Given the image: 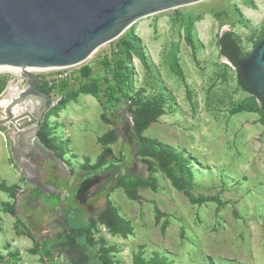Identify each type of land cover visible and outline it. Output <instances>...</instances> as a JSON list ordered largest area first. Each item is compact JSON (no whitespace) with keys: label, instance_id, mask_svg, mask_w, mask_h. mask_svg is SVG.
<instances>
[{"label":"rangeland","instance_id":"obj_1","mask_svg":"<svg viewBox=\"0 0 264 264\" xmlns=\"http://www.w3.org/2000/svg\"><path fill=\"white\" fill-rule=\"evenodd\" d=\"M223 28L250 53L264 30V0H208L153 15L83 64L64 69L63 81H46L55 73H35L50 97L41 129L45 124L44 134L63 150V159L40 143L41 130L30 151L18 153L5 109L27 81L0 72V146L7 147L22 183L16 185V171L0 157V183L19 187L15 200L0 190V203L14 202L17 212L12 221L0 206V264H102L100 249L112 264H264V127L258 115L231 113L251 95L221 60L217 41ZM132 34L141 40L147 69L136 57L127 61ZM175 59L184 81L174 72ZM88 86L97 94L82 93ZM140 90L146 100L161 94L166 99L164 115L143 136L189 158L188 193L212 201L192 203L138 156L128 98ZM41 106L31 97L15 115L29 111L37 117ZM109 132L117 136L112 156L96 168L103 150L98 141ZM121 175L153 178L156 188L139 189V200L131 201L115 186ZM84 182L90 185L82 200ZM28 196L19 207L18 200ZM107 203L130 233L115 235L94 222ZM14 233L31 243L13 249ZM45 243L52 245L50 257L41 249Z\"/></svg>","mask_w":264,"mask_h":264},{"label":"water","instance_id":"obj_2","mask_svg":"<svg viewBox=\"0 0 264 264\" xmlns=\"http://www.w3.org/2000/svg\"><path fill=\"white\" fill-rule=\"evenodd\" d=\"M204 1L208 0H0V67L21 70L20 78L27 81L26 89L5 109L4 121L16 129L18 153L33 147L50 99L38 89L39 76L28 70L79 66L137 22ZM224 32L229 30L223 28L221 35ZM221 60L230 65L226 58ZM238 68L242 83L264 101V38L238 61ZM31 97L43 103L39 117L29 111L15 115L16 107Z\"/></svg>","mask_w":264,"mask_h":264},{"label":"trees","instance_id":"obj_3","mask_svg":"<svg viewBox=\"0 0 264 264\" xmlns=\"http://www.w3.org/2000/svg\"><path fill=\"white\" fill-rule=\"evenodd\" d=\"M263 38L264 30L260 32L259 39L255 42V46ZM187 41L190 46H193L190 37L187 38ZM217 44L220 56L226 58L230 65L235 68L239 87L244 92H247L251 95L248 100L237 104L231 113L233 115L240 113L258 115L260 117V124L264 127V101L254 92L248 90L242 83L239 76L238 61L247 54L245 48L242 45L241 39L237 37L233 32H224L222 35H218ZM125 50L127 53L128 62H130L133 57H136L142 63L144 68L147 69L149 67L147 57L145 56L143 48L141 46V40L137 36H134L133 34L131 35L130 43L125 44ZM173 69L176 75L184 81V74L176 59L174 60ZM89 74L90 70L86 69L84 71V77H88ZM41 90L43 93L49 95L43 87H41ZM82 93L96 95L97 88L95 86H88L82 89ZM143 94L144 92L140 90L128 98V101L130 102L128 111L131 114L133 120V130L139 144L138 156L142 159L143 163L148 166V168L156 165L157 169L171 181L172 186L178 191L184 192L192 203L202 204L206 201H212V199L195 200L188 193L189 180H191V178L193 177V174L191 172V160L189 158L184 157L183 154L169 148L168 146L162 144L157 140L148 139L143 136L145 130L164 115V109L166 105L165 96L162 94L153 98L152 100H146ZM45 128L46 125L44 124L38 134L40 143L46 149L51 150L53 153H55L57 158L63 159V150L55 146V141L44 134ZM116 141L117 136L114 132H109L99 139L98 142L102 146L103 150L95 165L96 168L104 166L108 159L112 156V150L110 146ZM115 186L122 188L129 200L138 201V190L146 188L155 189L156 180L153 178L142 179L132 177L130 175H121L116 179ZM0 190L1 192L8 194L10 198H12V200H15V198L17 197V192L19 191V187H8L4 182H2L0 183ZM0 206L2 207V211L4 214H8L14 218L17 217L14 202L11 205L0 203ZM94 222L96 224L104 226L112 234L115 235H127L131 232L129 225L126 224L118 216L116 210L111 206L110 203L106 204L105 208L99 215H97V219ZM82 230L84 231V235H86L84 236V239H86L88 231H86L85 227H83ZM51 246L52 245L48 243H45L43 246H41L44 254L48 257L52 255ZM96 252L100 257L102 264H112L111 259L107 256L108 252L106 250L100 249ZM136 264L153 263L139 260Z\"/></svg>","mask_w":264,"mask_h":264},{"label":"crops","instance_id":"obj_4","mask_svg":"<svg viewBox=\"0 0 264 264\" xmlns=\"http://www.w3.org/2000/svg\"><path fill=\"white\" fill-rule=\"evenodd\" d=\"M6 149H7V147H4V145L0 146V157H2V158L4 157V159H6L8 165H9L8 167L13 168L16 171L17 174L15 175V179L18 180V184H16V185L19 187L20 186L22 187V183L20 181V174L17 172L16 168L11 164V162H10L11 157L9 156L10 153ZM24 151H26V150H24ZM19 154H22V152L21 153L19 152ZM20 160H22L21 156H20ZM3 182H6V181L3 180ZM13 184L14 183H12V185ZM29 198H30V196L24 198L23 200H18V206L22 207L23 204H25V202ZM0 215H1V213H0ZM11 218H12L11 220L13 221L14 218L12 216H11ZM14 222H15V220H14ZM13 235H14V238L16 239V240H13V242H12V248L13 249H16L17 245H19V244H23V245L28 246L29 243H31L30 240L27 239L26 237L17 238L15 233Z\"/></svg>","mask_w":264,"mask_h":264},{"label":"built area","instance_id":"obj_5","mask_svg":"<svg viewBox=\"0 0 264 264\" xmlns=\"http://www.w3.org/2000/svg\"><path fill=\"white\" fill-rule=\"evenodd\" d=\"M63 70H54L53 72L49 71V73H55L54 76H52L49 79H46L47 82H60L66 79L67 74H64ZM36 72V71H35ZM43 72L37 71V74H41ZM41 81V80H40Z\"/></svg>","mask_w":264,"mask_h":264},{"label":"flooded vegetation","instance_id":"obj_6","mask_svg":"<svg viewBox=\"0 0 264 264\" xmlns=\"http://www.w3.org/2000/svg\"><path fill=\"white\" fill-rule=\"evenodd\" d=\"M38 89L42 92L40 85L38 86ZM49 106H50V99L47 102V107H49ZM42 108H43V103H42V106L40 108V112H41ZM40 112H39V114H40ZM39 114H38V116L36 118L39 117ZM89 185H90L89 182H84L83 184H81L80 189L78 191V198L79 199H82V200L85 199L84 193L87 192V189H88Z\"/></svg>","mask_w":264,"mask_h":264},{"label":"bare ground","instance_id":"obj_7","mask_svg":"<svg viewBox=\"0 0 264 264\" xmlns=\"http://www.w3.org/2000/svg\"><path fill=\"white\" fill-rule=\"evenodd\" d=\"M29 72L31 73H37L36 70H33V69H30L28 70ZM36 71V72H35ZM0 72H11L12 74H15V75H21L22 71L19 70V69H13V68H7V67H0ZM16 109L14 110V114H16ZM86 193H84L85 195Z\"/></svg>","mask_w":264,"mask_h":264}]
</instances>
